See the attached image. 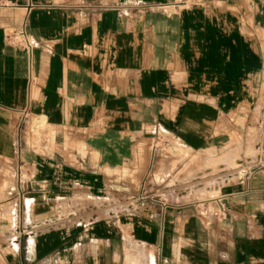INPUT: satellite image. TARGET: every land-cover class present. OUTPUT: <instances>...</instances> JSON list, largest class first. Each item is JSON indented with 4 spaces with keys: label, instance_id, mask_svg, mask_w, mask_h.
Here are the masks:
<instances>
[{
    "label": "crops",
    "instance_id": "0c3cea01",
    "mask_svg": "<svg viewBox=\"0 0 264 264\" xmlns=\"http://www.w3.org/2000/svg\"><path fill=\"white\" fill-rule=\"evenodd\" d=\"M260 114L264 0H0V264H264V144L183 198Z\"/></svg>",
    "mask_w": 264,
    "mask_h": 264
},
{
    "label": "rangeland",
    "instance_id": "374dc122",
    "mask_svg": "<svg viewBox=\"0 0 264 264\" xmlns=\"http://www.w3.org/2000/svg\"><path fill=\"white\" fill-rule=\"evenodd\" d=\"M236 125L235 132L233 133L232 140L236 141L237 144L245 143L247 148L242 152L241 148L231 149L228 154H226V149H218L216 152H203L200 156L192 155L188 152L185 154V164H184V188L185 195L184 201L191 202L195 200H203L218 195L224 192L226 184H231L236 181V173L242 171V160L246 159L248 156L255 157L258 153L256 145L259 143L264 144V134L258 132L259 126H264V116L253 115L246 117H238L234 121ZM245 126L250 125L247 128V132H243L240 129V125ZM232 152V153H231ZM178 163H172L169 165L164 176H172L170 180H150L151 183H157L159 185L173 186L177 181V169ZM264 166V160L258 164V167ZM182 172V170H181ZM234 174L233 179H226L227 176ZM241 175L238 174V176ZM162 175H158L160 177ZM175 199L176 197H172Z\"/></svg>",
    "mask_w": 264,
    "mask_h": 264
},
{
    "label": "built area",
    "instance_id": "2783aa9c",
    "mask_svg": "<svg viewBox=\"0 0 264 264\" xmlns=\"http://www.w3.org/2000/svg\"><path fill=\"white\" fill-rule=\"evenodd\" d=\"M225 211H226V208L223 205H221V209L215 212V215L218 216L220 213H223Z\"/></svg>",
    "mask_w": 264,
    "mask_h": 264
}]
</instances>
